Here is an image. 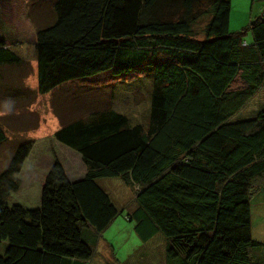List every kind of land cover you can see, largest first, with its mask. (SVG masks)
Wrapping results in <instances>:
<instances>
[{"label": "trees", "instance_id": "16d2710c", "mask_svg": "<svg viewBox=\"0 0 264 264\" xmlns=\"http://www.w3.org/2000/svg\"><path fill=\"white\" fill-rule=\"evenodd\" d=\"M50 7L36 29L37 91L26 85L30 65L0 28L1 109L30 107L38 95L104 73L149 75L150 119L147 128L133 126L93 102L72 103L77 115L54 100L61 123L54 138L81 157L86 173L71 180L55 158L39 205L11 202L33 142L17 145L0 172V248L7 245L0 264L89 262L95 249L85 231L96 240L120 213L99 185L113 178L135 192L128 218L138 237L166 238V264H264V244L252 236V203L264 190V110L237 119L264 91V10L231 33L233 0H52ZM28 13L38 22L32 5Z\"/></svg>", "mask_w": 264, "mask_h": 264}, {"label": "rangeland", "instance_id": "374dc122", "mask_svg": "<svg viewBox=\"0 0 264 264\" xmlns=\"http://www.w3.org/2000/svg\"><path fill=\"white\" fill-rule=\"evenodd\" d=\"M51 1L0 0L2 36L7 44L30 65L32 75L27 78L26 85L36 91L38 88L36 29L49 19ZM30 5L38 22L28 17ZM239 19L238 10L235 8L231 14V33L238 28ZM245 39L250 41L251 34L248 33ZM11 73L12 77H16L14 72ZM151 90L149 75L113 78L110 73H104L91 79L64 85L52 94L38 95L36 102L30 107L17 104L12 110H3L0 106V118L7 117L6 121L1 123L8 124L4 126L8 139L0 148V172L7 167L18 144L33 142L30 155L18 175L21 187L9 200L18 201L27 207H37L40 196L37 188L44 183L55 158L63 164L71 180L80 179L86 173L81 157L59 144L54 138L55 132L61 127L60 120L55 115L54 100L60 105H68L67 108H72L74 102H89V104L93 102V105L102 108L109 105L114 111L127 117L131 125L147 128L151 111ZM80 108L85 111V108ZM73 110L77 115L83 114V112L78 113L76 109ZM262 110H264V91L237 116V119H253ZM27 127L31 129L27 131ZM99 185L112 197L120 213L106 231L99 237L95 236L96 240L88 235L93 231H85L84 239L94 247L95 256H99V259L106 258L105 261L110 264H166L164 235L158 234L149 241H142L135 232V223L128 218L129 210L135 205L133 202L135 192L120 178L103 179L99 181ZM255 204L257 205V202ZM252 236L254 240L264 243V207L258 206V213L254 214ZM100 240L108 242L110 246L99 245ZM6 248L7 245L4 243L0 248V255H4ZM109 251L113 255H110Z\"/></svg>", "mask_w": 264, "mask_h": 264}, {"label": "crops", "instance_id": "0c3cea01", "mask_svg": "<svg viewBox=\"0 0 264 264\" xmlns=\"http://www.w3.org/2000/svg\"><path fill=\"white\" fill-rule=\"evenodd\" d=\"M233 6H234L233 10L237 8L239 17H240V19L237 22L238 28L234 30V31H238L248 26L255 17H259L262 15V12L264 10V0H233ZM42 187H43V183H41V185L37 188V192L39 190L40 194H41ZM256 202H257V205L255 204ZM14 203H18V201L17 202L15 201ZM39 203H40V196H39ZM258 206L262 208L264 207V190L259 192L254 197V200L252 203V228H253L254 214L256 215L258 213ZM100 244L106 247L110 246L108 242L105 243L104 241H101V240L99 241V245ZM109 253L110 255H113L110 251ZM96 254H98V252H96ZM105 259L106 258L99 259V256L94 255V257L89 262L80 263V264H109V262L107 260L105 261Z\"/></svg>", "mask_w": 264, "mask_h": 264}]
</instances>
